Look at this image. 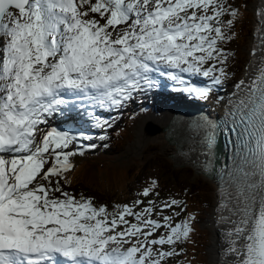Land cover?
I'll use <instances>...</instances> for the list:
<instances>
[{"label": "snow or ice", "instance_id": "snow-or-ice-1", "mask_svg": "<svg viewBox=\"0 0 264 264\" xmlns=\"http://www.w3.org/2000/svg\"><path fill=\"white\" fill-rule=\"evenodd\" d=\"M239 15L228 0H0V264H179L194 231L191 215L175 223L183 202L109 210L66 191L77 142L90 137L49 121L84 112L103 128L95 109L119 110L167 81L211 98L230 78L225 45ZM255 40L244 76L219 97L220 122L188 125L205 137L206 172L225 138L218 264H264V24Z\"/></svg>", "mask_w": 264, "mask_h": 264}, {"label": "rangeland", "instance_id": "rangeland-1", "mask_svg": "<svg viewBox=\"0 0 264 264\" xmlns=\"http://www.w3.org/2000/svg\"><path fill=\"white\" fill-rule=\"evenodd\" d=\"M255 1L257 0H228L233 7L239 9L240 15L233 28L236 36L227 44L228 46L226 45L231 49V51H228L231 53L229 59L230 68H228V70L230 69L231 71H229L230 78L220 87L223 88L228 84L226 92L237 82H233L232 79L236 80L244 71L243 66L247 58V49L249 48V39L254 19L251 5L254 4ZM228 18L229 17H225V19ZM164 85L166 86L148 91L145 99V102L148 103L146 105L151 107L148 110V115H151L157 110H169L173 105L176 106L174 100L164 101V98L160 96V93L166 91V88H168L171 91L170 94H172V82H164ZM214 94H216V92ZM179 95H181L180 92L174 96ZM206 102L209 103V105L205 104V106H209L210 109H215L218 104V100H216L215 97H212V101L206 100ZM154 104H159V106L154 108ZM134 106V102L131 101L119 110L109 111L95 109L96 114L100 116L102 120L109 122L108 125L103 128L96 126V122L84 112H80L79 114L73 113V119L56 116L49 121V127L63 129L66 123L72 129L71 132L77 134L79 130L91 132L88 136L90 139L77 142L76 147L80 152L71 158L74 169L67 173V178L69 180L81 182L75 185L72 183L65 184V190L78 195L83 194L94 197L96 203L100 204L97 192L91 191V189L86 186L92 185L103 192L102 198L104 201L113 203L114 205L119 204L121 201L133 199L130 197V189L135 188V184L140 183V179L145 177H149L150 180L141 182L138 187L141 190L143 186L150 187L153 181H156L154 193L152 195H155V193L159 194L155 201L158 205L170 199L181 201L178 197L185 199L181 194V190H183L185 193H189L190 201H193L189 205L188 211H193L195 214L194 231L191 233V239L184 243L186 255L191 259V264H216V262L211 259V254L214 255L215 260L216 256H218V244L215 248L213 243V236L215 240L216 231L213 230L212 224L207 223L208 217L214 209V184L205 176L196 173L186 165H174L171 158L162 153L160 145L155 144V146H150L155 140L150 142L142 152H135V128H137L141 119L139 118L140 116H137ZM211 112H213V110H211ZM131 113H135V116L131 117ZM148 115L145 112H141V116L145 117ZM70 120H72V122ZM121 128L123 129L120 130ZM101 137L104 138L101 139ZM86 143L97 145L95 149L101 146L109 152H115L113 157H109L108 155L104 157H92L99 162V167L102 168L99 172H94L92 165H86L83 161V157L88 153L85 151L84 147ZM94 165H96V163H94ZM158 180H160L161 186H158ZM182 205L175 208L177 213H179ZM145 206H148V201L144 202L141 207ZM164 214L169 216L173 215L170 210H165ZM181 221L182 218L179 214L175 217V223H180ZM219 240L218 236L217 241ZM173 264H175V261ZM182 264H185V261H183Z\"/></svg>", "mask_w": 264, "mask_h": 264}, {"label": "bare ground", "instance_id": "bare-ground-1", "mask_svg": "<svg viewBox=\"0 0 264 264\" xmlns=\"http://www.w3.org/2000/svg\"><path fill=\"white\" fill-rule=\"evenodd\" d=\"M251 6H252L253 12H254L255 9H256V6H257V1H255L254 4H252ZM251 43H252V36H250L249 45ZM250 59H251V57H250L249 48H248L247 49L246 63L249 62ZM234 85L235 84H233L231 86V88H229L227 93H225V96H222V97L225 98V100L233 92ZM174 100H175L177 105L176 106L173 105L171 109L162 110V111L161 110H157L154 113H152L151 115H148V116H145V117L141 118V120L139 121V123L137 125V128H135V133H136V140H135L136 144L134 145V147H135L134 151L135 152H138V151L142 152L143 149H145L150 144V142L155 140L153 142V144H150V146H155V144L160 145V150L162 151L163 154L168 155L169 157H171V155L178 153V151H177V147H178L177 143L175 142L174 138H171L170 136H168L169 122L171 120L172 115L174 114V112L176 111V109H177V107L179 105L178 100H181V96L180 95L179 96H174ZM218 108L220 110L223 108V104L221 102H219ZM202 110H205V109L202 108ZM209 117H212V116L209 115ZM147 121H150L151 123H154L153 125H151L153 128L155 127V125L158 126V130L155 133L152 134V132H149L147 129H146V131L144 130L143 124H144V122H147ZM188 167L192 169V166H188ZM199 174L202 175V173H199ZM214 188H215V184H214ZM215 202H216V199H215ZM216 206H217V203L214 204L213 212L210 213V215L208 217V220H207V223L212 224L213 230H214ZM218 236L220 237L219 234L215 233V237H216L215 240H214V236H213V243H214V247L215 248H216L217 244H219L218 247H222L224 245V242H220L219 243L220 240L217 241V237ZM217 254H218V252H217ZM211 259L214 262H216V264H218L217 261L218 260L220 261L222 259V255L221 256H216V260H215L214 259V255L211 254ZM213 261H212V263H213Z\"/></svg>", "mask_w": 264, "mask_h": 264}, {"label": "trees", "instance_id": "trees-1", "mask_svg": "<svg viewBox=\"0 0 264 264\" xmlns=\"http://www.w3.org/2000/svg\"><path fill=\"white\" fill-rule=\"evenodd\" d=\"M85 151H87L88 153L83 157V161L86 165H92V169L94 170V172H99L101 171V167H99V162H97L94 158H92L93 156H100V157H104L105 155H108L109 157H113V154L115 152H109L107 151L106 149H103V151L99 152L98 150L96 149H92V148H89V149H85ZM94 163H96V165H94ZM71 181V180H70ZM78 182H81V181H71V183L73 185H75L76 183ZM89 189H91V191H96L97 192V197L99 198V202L101 203H104V204H109L108 202H105L104 199L102 198V191L99 190L97 187L95 186H92V185H86ZM137 193V190L135 189H130V195L131 196H135ZM193 201L190 202V199L186 200L185 203H186V211H183L181 212L180 216L182 218V220H184L185 218H187L189 215H191V211H188L189 209V205L192 203ZM109 206V205H108ZM192 226V225H191ZM193 228V226H192Z\"/></svg>", "mask_w": 264, "mask_h": 264}, {"label": "water", "instance_id": "water-1", "mask_svg": "<svg viewBox=\"0 0 264 264\" xmlns=\"http://www.w3.org/2000/svg\"><path fill=\"white\" fill-rule=\"evenodd\" d=\"M187 111H189V112H193L192 110H187ZM146 129L149 131V132H154L156 129H155V127L153 128L152 126H151V124L150 123H147L145 126H144V130L146 131ZM158 130V129H157ZM156 130V131H157ZM173 158V157H172Z\"/></svg>", "mask_w": 264, "mask_h": 264}]
</instances>
